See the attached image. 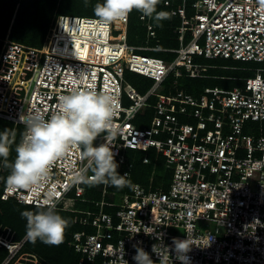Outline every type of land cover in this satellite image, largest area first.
I'll list each match as a JSON object with an SVG mask.
<instances>
[{"label": "built area", "instance_id": "2783aa9c", "mask_svg": "<svg viewBox=\"0 0 264 264\" xmlns=\"http://www.w3.org/2000/svg\"><path fill=\"white\" fill-rule=\"evenodd\" d=\"M262 3L264 0H192L194 12L189 17L187 0H182L178 9L181 24L173 28L179 45L170 48L151 47L148 40L146 46L129 44V11L107 25L95 17L58 15L40 47L12 40L7 34L0 49V118L25 126L21 114L38 111L47 118L56 110L60 94L73 87L94 88L114 99L117 132L107 142L123 167L122 174L129 177L133 167L128 149L153 147L165 159L159 178H155L154 168L148 184L134 182L121 193L109 189L110 183H100L102 197L92 199L86 196L85 186L86 181H95L91 165L82 148L74 146L51 164L44 186L31 191H9L4 186L0 199L43 207L47 198L55 209L74 213L71 221L80 230L69 232L67 243L79 255L75 264H136L133 245L143 247L155 262L154 244L168 248L169 264H181L172 251L173 238L187 237L191 264H264ZM140 18L149 21L142 14ZM85 24L100 27L96 33L89 28L87 34L89 61L59 49L65 44L63 34L83 36ZM153 27L147 23L152 35ZM97 41L102 46L109 42L113 52L124 49L130 56L109 54L105 59L96 51ZM69 42L72 48L74 42ZM139 49L176 55L165 63L139 55ZM194 56L252 61L256 66L197 63ZM141 63L156 69L149 73ZM215 68L250 74L208 73ZM128 70L147 73L156 80L141 94L126 82ZM169 76L175 92H158ZM183 76L242 83L187 92L182 88ZM125 97L131 101L128 105ZM151 97H155L153 102ZM144 105L154 110V116L149 127L140 128L132 119ZM104 137L101 133L94 143L104 142ZM149 161L142 157L143 163ZM78 200L92 203L93 208H76ZM8 233L0 235V245L7 244ZM12 236L11 232L9 238ZM26 239L27 235L12 241L2 264H39L36 254L19 251Z\"/></svg>", "mask_w": 264, "mask_h": 264}, {"label": "clouds", "instance_id": "9594fccd", "mask_svg": "<svg viewBox=\"0 0 264 264\" xmlns=\"http://www.w3.org/2000/svg\"><path fill=\"white\" fill-rule=\"evenodd\" d=\"M156 3L157 0H97L93 12L101 24L107 25L122 18L128 11L130 13L132 9L139 11V17L140 14L149 17V21L140 18L145 22L146 27V42L141 46H146L148 40V45L153 47L159 45L150 43L156 35V25L151 23V18L156 20L165 18L164 11L156 10ZM261 8L264 9V3L261 4ZM148 22L154 26L153 35L148 31ZM127 29L128 23L126 33ZM156 41L158 43V39ZM141 51L158 50H136L139 55H146L140 53ZM147 56L168 61L162 57ZM155 69L153 66L148 71L151 73ZM128 71L149 77L153 82L156 80V77L147 73ZM114 116L113 96L106 91H98L89 87H73L60 94L57 98L56 110L47 118L40 115L38 111L21 114L20 120L25 125V129L19 142L15 145L16 155L12 161L7 159L9 155L7 129L0 131V165L9 169L8 174L4 177L6 189L9 191H31L44 186L48 182L51 164L58 158L65 156L69 148L74 146L82 148L83 156L89 160L92 175L96 182L99 184L110 183L117 188L122 187L126 174L117 171L118 162L115 160V153L107 142L108 137H114L117 132L113 125ZM101 133L105 134L104 142L94 143ZM56 210L61 209H55L54 203L45 198L43 210L36 212L21 211L20 215L26 218L25 231L27 237L33 241L39 239L48 244L59 243L66 227V220ZM2 228L4 229L1 231ZM6 232V226L0 227L2 237ZM11 232L10 230L6 237L7 244L0 245V249L4 247L7 250V256L9 247L15 240L14 236L9 238ZM190 246L188 237L186 239L173 238L172 251L175 253V259L179 260L181 264H191V258L187 255ZM133 247L136 251L132 259L136 264H169L170 256L167 247H162L160 244L152 245V251L158 257V261L155 262L143 247L139 245H133ZM19 251L22 252V248Z\"/></svg>", "mask_w": 264, "mask_h": 264}, {"label": "trees", "instance_id": "16d2710c", "mask_svg": "<svg viewBox=\"0 0 264 264\" xmlns=\"http://www.w3.org/2000/svg\"><path fill=\"white\" fill-rule=\"evenodd\" d=\"M59 1H64V0H34V2H33L34 10H31L27 6L22 5L20 3V1H18V0H2V2L4 3V7H0V49H1V46L3 43V40H4V38L8 32H9V37L11 38L13 36V29H19V30H24V29L29 30L30 29V30H33L32 27L41 29V32L44 33V36L41 40V45H40V46H42L44 43L47 31L51 25V21L53 20L52 18L54 17V14L56 12L55 10L57 8ZM72 1L84 2L86 0H72ZM88 1H90L93 6L97 3V0H87V2ZM164 2H165V0H163L162 3L164 6L168 7L167 10L169 12V15H167L166 18H164V19H167V22H168L167 27L171 31L165 30L163 39H159L157 37V38H155V41L158 39V45L161 47H169V48L170 47H177L179 45L178 36L173 32V28L181 23V16H180L179 10H178L180 7L181 0H168L167 5H165ZM173 10H177L176 14H174V15L172 14ZM139 13L140 12L135 10V9L130 10V13H129V22H128V29H127V42L131 45H138V43H140L141 41L144 42L146 39L145 22L140 19ZM62 15H69V14H62ZM73 16H78V15H73ZM81 17H89V16H81ZM92 17H94V16H92ZM152 20H154V19H152ZM156 22H157V20L155 19L154 24ZM27 24H29L30 26L32 25L31 28L28 29ZM10 27H11V29H10ZM167 32H168V34L172 32V34L175 35V36H173L172 40L166 39L165 34ZM155 33H156V31H155ZM12 40H15V39H12ZM15 41H18V40H15ZM25 44H27V43H25ZM29 45H31V44H29ZM32 46H36V45H32ZM40 46H37V47H40ZM141 52H145V53L151 52V53L157 54L156 55L157 57H162L166 60H171L176 55V53L169 52V51H165V52L164 51H141ZM146 55H148V54H146ZM172 55H173V58H172ZM210 59H212V58H210ZM212 70H214V69H212ZM127 72H130V71H127ZM127 72L125 73V77H126ZM130 73L139 75V77H141V79L138 78L135 82H133L134 87H136L137 89L142 90L143 89L142 86H144L146 88V89L144 88L145 92H146L152 86L153 80L151 78L146 77V76L141 75V74H138V73H134V72H130ZM169 78H170V76H169ZM169 78H167L166 81H169ZM188 79H203V78H189L187 76L182 77V82H181L182 88L187 92H192L195 89L193 88L192 84L188 81ZM211 79H213V78H211ZM196 81H195V83H196ZM153 116H154V114H153ZM22 127H23V129H25V126H22ZM5 129H7V142H8V146H9V155H8L7 159L9 161H12L16 155L15 145H16V143L19 142V139L15 140L16 132L14 130V126H13L12 121L0 118V131H3ZM23 129L21 131V134L24 131ZM131 150H134V149H131ZM149 150L144 151V150L140 149L139 151H137L138 152L137 155L141 156L139 159L140 160L139 162L142 165H145L147 168H149L148 165L151 164L152 159L149 157L150 161L148 163H143L142 157L147 156L146 154H148ZM156 160H157V158H155V161H153V162L156 163L157 162ZM133 164H135L134 161H133ZM163 167H164V162H163ZM153 169L150 168V173ZM8 171H9L8 168H5L2 165H0V179H1L0 180V192L3 190V187L5 186L4 177H6V175L8 174ZM161 171L163 172V169ZM131 177H132V169H131L130 176L125 177L124 182L128 185L126 187L127 189H129V184L131 185V183L136 182V181L129 182V178H131ZM148 177H149V179L147 182L149 183V180L151 179V174ZM159 177L160 176L155 177V178L157 179ZM147 182L142 183V184L146 185V184H148ZM138 183H140V182H138ZM90 191L91 190L89 188H87L86 195L88 197H91L92 193H90ZM29 207L35 208V209L31 210L33 212H36V209L43 208V207L37 206V205L20 203L14 199H8V200H1L0 199V227H5V226L9 227L13 233V236H14L13 238L15 240H21L26 235V231H25L26 218L22 217L20 215V213L23 210H29ZM56 211L58 213L61 212V210H56ZM64 212L67 214H73L74 215V213H72V212H68V211H64ZM71 220H72V218H71ZM71 220H69V221L66 220V227L64 229L62 239L59 243L48 244V243H44L43 241H41L39 239H36L33 241L27 237L26 241L23 244L22 250L33 252L34 254H36L39 257V264H63L61 262V247L64 246L66 249H68L70 255L73 254V256L72 257L70 256L69 259L67 260V262L70 261L68 264H75L78 260L79 255L76 252H74V250L71 247H69V245L67 243V241L69 239L68 233L71 232L72 230L74 231V229H72V228H76V227L80 228V225L73 223ZM32 244L36 245V247H37L36 250H30L31 249L30 245H32ZM6 256H7V250L4 247H2L0 249V264L6 258Z\"/></svg>", "mask_w": 264, "mask_h": 264}, {"label": "rangeland", "instance_id": "374dc122", "mask_svg": "<svg viewBox=\"0 0 264 264\" xmlns=\"http://www.w3.org/2000/svg\"><path fill=\"white\" fill-rule=\"evenodd\" d=\"M20 1V3L22 5L27 6L28 8H30L31 10H34V0H18ZM163 0H157L156 3V10L157 11H164L165 13V18L167 15H169L168 12V7L163 5ZM192 0H187V12L189 15H191L194 12V8L191 5ZM0 7H4V3L2 2V0H0ZM93 8L94 6L92 5V3L90 1L86 2H74V1H70V0H64V1H59L57 8H56V12L54 14V17L52 18L53 20L51 21V24L54 22L55 18L57 15L59 14H69V15H78V16H89L95 17V14L93 12ZM23 10V9H22ZM153 21V22H152ZM151 23L154 24L155 19L152 20ZM155 31H156V35L155 37H153L151 39V42L153 45L154 44H158L155 41V38H159V39H163L165 30L167 31H171L168 27H167V19H161V20H157V22L155 23ZM27 28H31V26L29 24H27ZM11 29V27H10ZM33 30H19V29H13V36L11 37L12 39L18 40L19 42H23V43H27V44H31V45H36V46H40L41 45V40L44 36V33L41 32V29L32 27ZM48 32V31H47ZM173 36H175L174 34L169 33L168 32L165 34L166 39L168 40H172ZM35 37V38H34ZM189 37V35H188ZM175 38V37H174ZM176 39V38H175ZM143 43V41H141ZM138 43V44H141ZM100 54L105 55V53H102V51H99ZM139 52V51H138ZM140 53H145V52H140ZM145 54H148L149 56H156L157 54L151 53V52H147ZM86 58H89L88 55L84 56ZM173 58V55H172ZM194 61L197 63H207V64H224V65H236V66H256V62H252V61H240V60H233V59H223V58H216V59H210V58H205L203 56H194ZM166 63H169V61H165ZM209 74H222V75H231V76H246L249 75L250 72L247 71H242L239 69H225V68H218V69H210L208 71ZM141 79V77H139V75L127 72L126 74V82L131 84L132 86H134L133 82H135L137 79ZM171 80L172 77L169 78V81L164 82L161 87H159V89L157 90L158 92L167 94L169 92L173 93L175 92V88L170 87L171 85ZM197 80V81H196ZM188 81L192 84L194 89H198V90H202L205 86L208 87H213V86H218V87H226V88H231L232 86H234L235 84H241L242 81H238V80H224V81H220L218 79H211V78H203V79H188ZM196 81V83H195ZM182 84V83H181ZM142 86V85H141ZM142 90H139V93L143 94L145 92V87L142 86ZM145 88V89H144ZM155 97H151L150 101H154ZM131 101L128 98H124V103L126 105H128ZM153 114H154V110L150 107H147L146 105L142 106L136 116L132 119V121L140 128H144V127H149L150 126V122L151 119L153 118ZM13 123V122H12ZM14 126V130L16 132L15 136V140L20 139L19 137L21 136V131L23 129V125L19 124V125H15L13 123ZM255 126H259V123H255ZM24 130V129H23ZM257 134L260 133V130L258 128H256L255 131ZM155 137H159V135H155ZM139 150H131L128 149L127 150V154L128 156H131L133 158V161L135 164H133L132 167V177L129 178V182H140V183H146L149 179V175L151 174L152 176V172L150 173V168H154V173H155V177H158L161 175V170L163 169V162H164V156L162 155V153H157V150L155 148H150L148 154H146L148 157H150L152 159V162L150 165H148L149 168H147L145 165H142L139 161L141 156H138V152ZM157 157V162L154 163L153 161H155V158ZM122 170L123 167H120L118 165V169L117 171L119 173L122 174ZM1 180V179H0ZM99 182H95V181H86L85 186H87L91 191V198L92 199H100L102 196L100 194V185L98 184ZM148 183V182H147ZM128 185L124 182L122 187H115L113 185L110 184L109 189L111 190H116L118 193L123 192V190H126ZM87 196V195H86ZM88 197V196H87ZM75 207L78 209H90L93 208V204L89 203V202H84L82 200H78L76 201ZM35 209L33 207H29V210ZM38 210H43V208H39L36 209V211ZM61 216H63L65 218V220H71V218L74 217L73 214H67L64 211H61L59 213ZM70 218V219H69ZM4 228L1 229V231ZM74 230H80V228L76 227V228H72ZM73 231V230H72ZM8 232H6L7 234ZM68 237H69V233H68ZM63 243V242H62ZM30 250H36L37 247L36 245L32 244L30 245ZM72 257L73 254L70 255L68 249H66L64 246L61 247V262L63 264H68L70 261L67 262V260L69 259V257Z\"/></svg>", "mask_w": 264, "mask_h": 264}, {"label": "bare ground", "instance_id": "6f19581e", "mask_svg": "<svg viewBox=\"0 0 264 264\" xmlns=\"http://www.w3.org/2000/svg\"><path fill=\"white\" fill-rule=\"evenodd\" d=\"M75 25H76V23H75ZM89 28H94L93 31L96 33V32H98L100 27L97 28L96 25L85 24L84 28L81 29L83 36L77 35L74 37L72 35L63 34L62 37L65 39V44H64V46H62L59 49H61L63 52L68 53L69 56H71V57L81 58L82 60L86 59L87 61H89L90 60L89 58L84 57V56L88 55L87 51H88V47H89V39H87V34L90 32ZM103 34H106V30L103 31ZM104 38H105V36H104ZM70 39H72L74 42V45L72 48L68 47V42ZM96 47H97V49H96L97 52L102 51V53H105V55L102 54L105 57V59L109 54H112L113 56H118V57L121 54H125L127 56H130V55L126 54V50H124V49H121L120 51L113 52L112 51V44L109 42L105 43V45L102 46L101 43H98V41H97ZM140 61H141V58H139V62ZM141 64H143V67L147 68V69H150V67L154 66L153 64H149V63H147V64L141 63Z\"/></svg>", "mask_w": 264, "mask_h": 264}, {"label": "crops", "instance_id": "0c3cea01", "mask_svg": "<svg viewBox=\"0 0 264 264\" xmlns=\"http://www.w3.org/2000/svg\"><path fill=\"white\" fill-rule=\"evenodd\" d=\"M151 19H153V18H151ZM181 24V23H180ZM145 42L146 41H144L143 43L141 42V44H138L139 46H141V45H143V44H145ZM165 48H169V47H165ZM165 52V51H164Z\"/></svg>", "mask_w": 264, "mask_h": 264}]
</instances>
